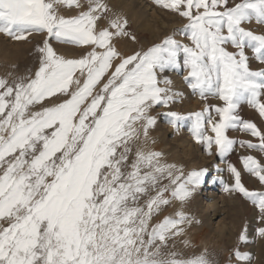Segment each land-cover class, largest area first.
<instances>
[{"label": "snow or ice", "instance_id": "6c2138e0", "mask_svg": "<svg viewBox=\"0 0 264 264\" xmlns=\"http://www.w3.org/2000/svg\"><path fill=\"white\" fill-rule=\"evenodd\" d=\"M85 3L0 0V33L45 34L34 74L0 77V264H215L175 241L193 222L184 206L209 183L264 222V191L246 187L231 159L264 154V130L241 114L247 106L264 122V33L249 27L264 25V0H155L186 23L130 55L115 43L136 40L127 17L106 0ZM54 43L90 50L69 58ZM174 74L203 101L199 111L173 110L186 99ZM158 117L177 133L187 127L214 168L186 171L151 147ZM239 161L264 184L262 159Z\"/></svg>", "mask_w": 264, "mask_h": 264}, {"label": "rangeland", "instance_id": "374dc122", "mask_svg": "<svg viewBox=\"0 0 264 264\" xmlns=\"http://www.w3.org/2000/svg\"><path fill=\"white\" fill-rule=\"evenodd\" d=\"M106 2L114 11L127 17L130 24L129 31L136 36L135 41L128 37L115 41L118 49L125 55L158 42L186 23V20L177 13L159 7L155 0H106ZM81 3H85V0H81ZM62 11L65 15H76L79 9H62ZM103 26H106V21H99L98 27ZM249 27L264 33V25L253 23ZM44 39L45 34L33 33L27 40L16 41L0 33V77H9V74L12 76L34 74L39 68V53L36 49L42 45ZM53 46L58 53L69 58H78L90 50L87 47L76 48L58 43H54ZM252 67L260 66L253 63ZM173 79L177 89L186 94V99L181 104L174 105L173 110L185 113L199 111L203 101L190 94L180 75L174 74ZM241 114L246 119H252L264 130V122L254 110L244 106ZM230 135L241 139H253L254 142L256 139L238 132H231ZM150 136L156 140L155 145L151 147L162 151L169 162L183 165L186 171L200 167L214 168L217 163L216 157H209L206 154L203 146L194 140L187 127L177 133L163 118L158 117V124L150 131ZM242 154L255 155L262 159V162H264V154L239 149L231 157L242 170V181L245 186L250 190L264 191V184H261L258 178L243 171L239 161V155ZM223 175L225 179H231L228 173ZM175 210L176 208L169 207L166 212L172 214ZM184 211L193 218V222L187 226L186 235L176 239L175 245L178 250L197 254L207 250L215 264H264V237L259 236L256 231L258 227H264V222L259 219L258 209L240 195L229 194L223 191L219 184L213 186L209 183L202 186L184 206ZM245 226L248 235L246 243L239 241V234ZM185 239L191 242L190 249L185 248L183 243ZM236 248L250 253L252 259L247 262L235 261L233 251Z\"/></svg>", "mask_w": 264, "mask_h": 264}, {"label": "bare ground", "instance_id": "6f19581e", "mask_svg": "<svg viewBox=\"0 0 264 264\" xmlns=\"http://www.w3.org/2000/svg\"><path fill=\"white\" fill-rule=\"evenodd\" d=\"M137 2V1H136ZM192 152V151H191ZM205 196H208V194H204ZM207 204V203H206ZM222 229V228H221Z\"/></svg>", "mask_w": 264, "mask_h": 264}]
</instances>
